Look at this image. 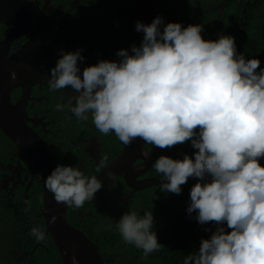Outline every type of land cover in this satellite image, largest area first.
Listing matches in <instances>:
<instances>
[{
	"label": "clouds",
	"instance_id": "clouds-1",
	"mask_svg": "<svg viewBox=\"0 0 264 264\" xmlns=\"http://www.w3.org/2000/svg\"><path fill=\"white\" fill-rule=\"evenodd\" d=\"M135 30L143 33L141 43L117 51L118 62L101 60L81 69L82 49L61 50L47 80L49 91L57 95L30 91L25 95V81H16L14 73L7 75L6 89L20 86L17 102L26 106L29 115L47 109L59 115L67 110L77 123L86 121V125L91 117L101 134L114 133L123 145L140 138L165 149L190 141L197 150L192 157L161 155L152 165L163 192L175 194L174 207H185L183 264H264V166L259 162L264 158V68H260V60L238 53L231 35H220L214 41L202 39L200 24H165L157 16L147 25L137 21ZM66 86L77 95L65 96L66 103H62L58 92ZM69 128L62 125V133L55 139ZM20 155L30 157L40 168L31 149L21 150ZM108 159L103 156L100 166ZM190 177L198 182L191 183L194 185L185 195H177ZM41 178L43 212L45 205L50 213L55 209L47 204L50 199L67 210L81 208L102 187L97 176L74 166L58 164L46 178L41 172ZM108 178L115 179L112 173ZM0 216L4 229L8 228L6 220L12 224L11 217L2 209ZM102 218L93 226L94 234L105 233L112 223L110 217ZM22 219L33 222L28 215ZM56 220L52 216L49 223ZM194 222L207 238L193 234ZM17 226L21 224H14ZM114 226L125 244L142 250L145 259L162 248L150 210L143 215L126 211ZM31 235L42 242L46 232L36 226ZM9 239L21 243L17 237ZM14 251L19 252L15 248L12 254ZM71 264H77L75 257Z\"/></svg>",
	"mask_w": 264,
	"mask_h": 264
},
{
	"label": "flooded vegetation",
	"instance_id": "flooded-vegetation-1",
	"mask_svg": "<svg viewBox=\"0 0 264 264\" xmlns=\"http://www.w3.org/2000/svg\"><path fill=\"white\" fill-rule=\"evenodd\" d=\"M157 16L163 17L165 24L174 22L183 27L200 24L205 40L231 35L237 52L249 57L246 59L253 58L257 48L264 45V0H0V90L8 85L7 75L14 73L16 81L20 82L27 81L33 74L36 77L30 82L31 93L57 95L49 91L47 80L61 50L82 49L81 69L101 60L118 62L117 51L130 50L131 45L139 46L142 41L143 33L135 30V23L140 21L147 25ZM21 94L18 86L12 91L11 99L17 102ZM75 95L70 86L58 92L62 103H66L65 96ZM58 96L52 104L57 102ZM58 113L51 114V109H47L30 115L37 119V125H27L52 146L48 145L59 165L74 166L86 175L98 177L123 154L125 145L114 133L101 134L91 117L86 125V121L77 123L78 119L67 110ZM62 125L70 128L59 140L55 139L62 133ZM144 144L147 150L138 154L142 159L127 158L124 164L127 174L111 180L110 186L104 187L83 207L68 209L66 222L85 232L101 251L105 248L102 243L110 239L105 233L94 234L93 226L102 222L103 215L110 217L114 225L126 211L137 210L143 215V211L150 210L157 240L165 233L166 255L176 260L184 247V243L177 244L178 239H185L184 217L174 207L175 194L161 189V181L152 165L161 155L182 159L185 154L192 157L195 150L190 141L165 149ZM21 150L29 151L30 146H19L0 130V210L13 220L12 224L6 220L9 227L4 229L5 234L21 242H15L19 252L14 251L10 259L12 264H65L61 248L45 223L39 165L30 157H21ZM105 155L109 159L101 167L100 161ZM124 179L132 183L131 188ZM191 185L194 184L181 185V193L177 195H185ZM26 215L33 222L22 219ZM51 217L49 215V220ZM14 224L21 226L15 228ZM36 226H42L46 232L42 242L31 235V229ZM117 234L115 229L113 235ZM170 245L178 249L173 250ZM129 246L134 251V246ZM138 250L136 248L135 252L139 253ZM105 254L107 264H118L113 253L110 257Z\"/></svg>",
	"mask_w": 264,
	"mask_h": 264
},
{
	"label": "water",
	"instance_id": "water-1",
	"mask_svg": "<svg viewBox=\"0 0 264 264\" xmlns=\"http://www.w3.org/2000/svg\"><path fill=\"white\" fill-rule=\"evenodd\" d=\"M32 51H34V49ZM35 77L36 76L33 74L29 75L28 80L24 82V88L28 90L25 95L29 94V91H31L30 82ZM11 92L12 89L5 88L0 90V130L5 131L16 144H19V146H22L23 144L30 146L33 157H37L40 163L39 170L46 178L58 165L56 157L52 153L50 147L44 142L42 136L39 135L33 127L27 125V123H31L36 126L37 119L32 118L26 113V106L24 104L16 102L13 105L11 102ZM22 102L25 103V97L22 99ZM144 150L146 151L147 147L140 138H136L131 144L125 145L123 154L118 161L109 165L107 169L97 177L102 184L100 190H103L104 187L112 184V179L108 178V173H112L115 178L122 177L124 173L127 174L124 166L126 159H142L138 154H142ZM128 166L130 167V164H128ZM124 181L128 187L131 188L132 183L128 179H124ZM196 182L198 181L192 178L186 181V183ZM53 202L57 204V206H55ZM53 202L51 199L47 202L49 206L55 208L52 213L46 210V205L44 207L45 223L47 224V230L50 231L56 243L61 248L65 264H71V259L73 257L76 258L77 264H106L94 241L88 238L82 231L66 222L65 213L67 207H61V202L58 203L55 200ZM49 215L57 217L54 224L49 223ZM61 245L63 246L65 253L63 252Z\"/></svg>",
	"mask_w": 264,
	"mask_h": 264
},
{
	"label": "trees",
	"instance_id": "trees-1",
	"mask_svg": "<svg viewBox=\"0 0 264 264\" xmlns=\"http://www.w3.org/2000/svg\"><path fill=\"white\" fill-rule=\"evenodd\" d=\"M252 57L259 59L261 62L260 68H264V45L259 46L256 50V53L254 55H252ZM246 58H249V57H246ZM259 70L260 69L258 68L257 72H259ZM55 151L58 154L59 150L57 147H55ZM195 151H197V150H195ZM194 152H192V154ZM259 162H260L261 166H264V158H261ZM97 172H99V171H97ZM97 172H95V174ZM177 210L179 211V215H182V214H184L185 207H178ZM192 231H193L194 235L197 232L203 238H207L206 233L195 222H194ZM104 232H105V234H107L108 238L110 239V242L106 241V242L102 243V247H105L104 249H101L103 257L105 258V256H106L105 252L107 253V257H110L113 253L117 259L118 264H183L182 258L184 259V257L182 256V254H183V252H185L187 250V247L182 248V250H179L177 257H176V260L168 259L167 255H166L167 245L163 239L165 233L161 234V236H162V237H160L161 240L158 241V243L160 245H162L161 250L150 253L149 256L145 259V258H143L142 250H138L139 253H137V252H135L136 248L133 247L134 251H131L129 244H125V242L120 237L119 233L115 236L113 235V233L115 232V226L112 225V223L108 226L107 229H104ZM179 234L180 233H178V236H179ZM182 243L185 244V242L182 239H178L177 244H182ZM199 244H198V247H199ZM170 247L173 250L178 249V248H174L171 245H170ZM195 250H197V249H195ZM47 264H53V262H47Z\"/></svg>",
	"mask_w": 264,
	"mask_h": 264
},
{
	"label": "rangeland",
	"instance_id": "rangeland-1",
	"mask_svg": "<svg viewBox=\"0 0 264 264\" xmlns=\"http://www.w3.org/2000/svg\"><path fill=\"white\" fill-rule=\"evenodd\" d=\"M4 221L0 216V264H12V251L16 244L10 241L9 236L5 234Z\"/></svg>",
	"mask_w": 264,
	"mask_h": 264
}]
</instances>
